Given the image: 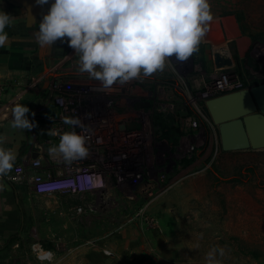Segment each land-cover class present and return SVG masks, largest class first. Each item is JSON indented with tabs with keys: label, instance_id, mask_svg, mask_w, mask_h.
I'll use <instances>...</instances> for the list:
<instances>
[{
	"label": "rangeland",
	"instance_id": "1",
	"mask_svg": "<svg viewBox=\"0 0 264 264\" xmlns=\"http://www.w3.org/2000/svg\"><path fill=\"white\" fill-rule=\"evenodd\" d=\"M154 2L177 9L181 26L234 18L237 39L221 33L225 42L213 49L210 69L215 55L225 56L240 80L264 81V0ZM173 125L178 142L163 140L173 163L158 183L113 189L110 203L101 202L107 205L95 214L75 210L94 202L90 196L61 194L64 208L54 209L62 216L50 220L53 233L34 232V221L43 219L29 215L30 234L16 238L15 253L5 248L0 264H264V149L223 151L199 101L181 108Z\"/></svg>",
	"mask_w": 264,
	"mask_h": 264
},
{
	"label": "crops",
	"instance_id": "2",
	"mask_svg": "<svg viewBox=\"0 0 264 264\" xmlns=\"http://www.w3.org/2000/svg\"><path fill=\"white\" fill-rule=\"evenodd\" d=\"M176 11L156 3L141 9L139 0H128L126 41L82 47L79 54L96 57L101 69H128L146 80L152 100L170 107L168 113L176 116L181 108L202 103L198 94L213 72V49L225 42L221 33L237 39L234 18L207 21L203 35L199 26L206 21L188 20L181 26ZM78 13L79 0H0L2 103L13 104L7 119L0 120V255L11 246L15 253L16 238L30 234L25 223L29 215L43 219L34 221V232L47 235L53 233L50 220L62 216L54 211L64 208L60 194L35 195L28 185L7 181L5 174L15 164L25 165L30 173L29 162L45 153L38 142L48 136L41 133L35 113L50 96L53 77L77 69V59L67 53L77 35ZM203 64L209 69H201Z\"/></svg>",
	"mask_w": 264,
	"mask_h": 264
},
{
	"label": "built area",
	"instance_id": "3",
	"mask_svg": "<svg viewBox=\"0 0 264 264\" xmlns=\"http://www.w3.org/2000/svg\"><path fill=\"white\" fill-rule=\"evenodd\" d=\"M127 3L79 0L77 35L67 53L77 59V69L53 77L51 94L35 113L41 133L48 136L38 142L45 153L29 162L30 173L25 165L15 164L5 174L7 181L28 185L35 195L95 199L75 207L77 214H95L110 203L113 189L143 187L151 180L158 183L164 166L173 163L172 148L156 134L150 113L140 108L152 99L148 82L128 69H101L96 57L79 54L82 47H112L126 41ZM154 6V0H139L141 9ZM252 80L245 83L233 70L217 69L198 98L204 104L246 91ZM4 91L0 84V120H6L13 107L11 102L2 103ZM154 103L160 113L168 112L167 106Z\"/></svg>",
	"mask_w": 264,
	"mask_h": 264
},
{
	"label": "water",
	"instance_id": "4",
	"mask_svg": "<svg viewBox=\"0 0 264 264\" xmlns=\"http://www.w3.org/2000/svg\"><path fill=\"white\" fill-rule=\"evenodd\" d=\"M208 22L199 26L204 35ZM216 69H227L225 56L215 55ZM204 108L218 128L225 152L264 149V81L241 91L206 101Z\"/></svg>",
	"mask_w": 264,
	"mask_h": 264
},
{
	"label": "flooded vegetation",
	"instance_id": "5",
	"mask_svg": "<svg viewBox=\"0 0 264 264\" xmlns=\"http://www.w3.org/2000/svg\"><path fill=\"white\" fill-rule=\"evenodd\" d=\"M140 108H143L145 111H148L150 113L149 115H150V120H151V124H152L153 128L160 132L159 134H160L162 140L167 141V140H165L163 138V133H162V130H161V127H162L163 123H160V120H162V119L158 116L160 114V112L156 110L154 101L151 99V100H149L146 104H144ZM166 113H168V112H166ZM168 114H170V113H168ZM164 116H166V115H164ZM176 116L172 115L171 116L172 117L171 121L168 120L167 122H165V124L167 123L166 124L167 128L165 129V131L171 130L172 131L171 136H175L176 135V132L173 129V128L177 129L176 126L173 125V122L175 121V117ZM157 123L158 124L160 123V125H158V127L155 125ZM199 136H201V137L203 136V138H206L205 130L201 126H200V130H199Z\"/></svg>",
	"mask_w": 264,
	"mask_h": 264
},
{
	"label": "trees",
	"instance_id": "6",
	"mask_svg": "<svg viewBox=\"0 0 264 264\" xmlns=\"http://www.w3.org/2000/svg\"><path fill=\"white\" fill-rule=\"evenodd\" d=\"M242 81H245V83H246V80H242ZM262 81H258V80H252V84L254 85V84H259V83H261ZM164 115H166V116H164ZM162 120H160V123H163V125H162V127H161V130H162V133H163V138L165 139V140H167V142L168 143H170V144H172V145H174V144H176L177 142H178V137H179V134H178V130L177 129H175V128H173L174 129V131L176 132V135L175 136H171V133H172V131L171 130H168V131H165V129L167 128V123L165 124V122H167L168 120H170L171 121V114H168V113H160L159 115H158ZM160 123L158 124H155L157 127H158V125H160ZM171 124V123H170ZM172 128V127H171ZM172 129V130H173ZM156 130V129H155ZM165 131V132H164ZM156 133H157V135L159 136V138H161V136H160V132L158 131V130H156ZM162 139V138H161Z\"/></svg>",
	"mask_w": 264,
	"mask_h": 264
}]
</instances>
